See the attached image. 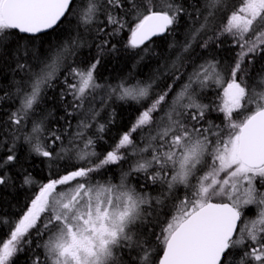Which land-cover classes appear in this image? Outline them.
<instances>
[{
	"label": "snow or ice",
	"instance_id": "6c2138e0",
	"mask_svg": "<svg viewBox=\"0 0 264 264\" xmlns=\"http://www.w3.org/2000/svg\"><path fill=\"white\" fill-rule=\"evenodd\" d=\"M182 17L183 42L173 38L146 79L98 82L108 57H159L153 38L174 37ZM221 44L238 49L230 62L213 52ZM85 46L95 50L86 65ZM9 74L15 91L0 88V264L20 255L25 264H264V0H87L83 9L78 0H0V78ZM98 89L102 100L141 105L103 154ZM13 98L19 107L5 111ZM46 99L52 107H41ZM49 117L65 127L46 131ZM33 155L50 175L17 218L2 210L3 193L37 183ZM109 166L121 169L118 183L94 177ZM249 205L255 218L244 216Z\"/></svg>",
	"mask_w": 264,
	"mask_h": 264
},
{
	"label": "trees",
	"instance_id": "16d2710c",
	"mask_svg": "<svg viewBox=\"0 0 264 264\" xmlns=\"http://www.w3.org/2000/svg\"><path fill=\"white\" fill-rule=\"evenodd\" d=\"M85 0H78V7H85L86 6ZM80 7V8H81ZM83 9V8H82ZM100 21H104L103 14L99 17ZM221 21L218 20L216 22V26H220ZM198 26V25H197ZM187 27V21L184 17L181 18V27L179 29V32L174 34L173 36H166V37H158L153 40L152 48L155 49L156 53L159 54V57L154 56L151 58H146L144 61H138L137 58H135L134 52H129L125 55H121L117 58H111L108 57L105 59L101 66L98 67L96 71V78L100 84L105 83H111L116 84L120 78L127 77V76H133V77H139L141 80L146 79L150 72L159 66L158 61L160 57H165L169 55V52L167 51V45L172 42L173 38L177 42L182 43L186 32L185 29ZM63 34V33H61ZM95 35L94 32L89 33L87 35V41L88 43H92V38ZM127 32L121 33V35L117 38V40L123 42L127 38ZM117 41L114 40L113 43H116ZM46 47V45H45ZM213 52L217 55L218 59H221L223 61L230 62L233 58V55L236 51V48H233L230 44H221L220 48H216L214 45L211 46ZM36 48H40L39 41L37 42ZM94 48H88L87 46L80 49L79 57L84 61V64L86 65L87 61L91 59L90 53H94ZM206 54V52L204 53ZM201 54V55H204ZM79 63V60L77 61ZM84 66V65H81ZM63 70L60 72V76H63ZM16 79H20V74L16 75ZM129 83H133V81H129ZM58 87H62V85H58ZM0 88L8 89L12 92L15 91V87L13 85L12 76L9 74L3 78H0ZM55 90H53L54 92ZM98 91V90H97ZM53 92L49 93V97L53 95ZM2 94V93H0ZM104 100H100L99 102H94V107L96 110L100 111L103 108ZM20 100L19 98H13L12 100L5 101L3 104V108L5 111H15L17 107H19ZM43 108H50L52 107V104L49 102L48 99L44 101V104L41 105ZM140 104H137L132 101H122L121 106L114 104L113 107H108L106 109V115L98 117L96 120H99V123H103L106 125L105 132L101 133L100 135L103 136V140H99L97 142V152L103 154L104 152L110 150V146L115 144L116 141L119 139L121 133L127 132L129 128L132 126V124L135 122L137 116L140 114ZM115 110V119L113 122L109 123V117L112 113V110ZM37 111L39 112L40 109L38 108ZM56 115L61 116L63 115L62 109L59 107L56 108ZM31 119L29 124L23 128V132H29L31 129ZM83 118L82 114L80 116H76L72 118V127L68 129V133L63 137L65 144L67 145V139L69 136H71L76 130H77V124L78 121ZM218 120V119H217ZM218 122H220L218 120ZM95 125V124H94ZM65 127V123L63 120L53 119L52 117H49L47 121H45V128L46 131L48 129H63ZM94 133L96 131V128L93 129ZM90 132V131H87ZM136 140L137 134H132ZM93 138L95 139V135H93ZM45 143H47V140H44ZM59 146V142H57V147ZM19 148V154L21 157H24L27 154L28 145L24 144L23 140L18 143ZM2 154V153H0ZM131 158V157H130ZM129 158V159H130ZM128 164L124 163V171H127ZM32 173V176L34 180L37 183L32 184L31 186H26L24 188L16 187V188H10L7 189L3 193V211L5 213H9L14 217L19 216L21 213L24 204L29 200V198L36 192V190L39 187V184H42L46 182V178L50 175V169L46 165V163L43 162V158L40 157H33L31 158V167L29 169ZM121 172V169L116 166H109L107 169L102 170L100 174H94V177L96 179H111L113 183H118L119 176ZM132 183H136V179L133 177H129ZM18 183V182H17ZM148 191L153 192L152 187L148 188ZM154 195H157V191L153 192ZM10 205V206H9ZM6 238L4 235V232L0 230V239ZM156 248V255L161 254V249L159 246L154 245ZM238 254V253H237ZM15 259V264H25L24 256L20 255Z\"/></svg>",
	"mask_w": 264,
	"mask_h": 264
},
{
	"label": "rangeland",
	"instance_id": "374dc122",
	"mask_svg": "<svg viewBox=\"0 0 264 264\" xmlns=\"http://www.w3.org/2000/svg\"><path fill=\"white\" fill-rule=\"evenodd\" d=\"M82 1H84V0H82ZM85 2L87 3V0H85ZM230 2L231 3H233V1L232 0H230ZM79 7H81V6H79ZM82 8H84V7H81V9ZM199 52H200V54H204L205 52H206V50H203V49H197ZM238 49H236V51H237ZM190 70V69H189ZM179 85H177V87H178ZM95 95H96V100H95V102L96 101H100V100H102L101 98L102 97H105V92H104V90L103 89H98V91H96V93H95ZM210 95H213V98H214V93H210ZM105 102H104V104H103V108L99 111V116H97L96 117V119L98 118V117H101V116H104V115H106V109L108 108V107H113L114 106V104H116V105H119V106H121V104H122V101L121 100H117L115 97H113L112 99H105L104 100ZM204 102H207L206 100L204 101ZM88 107V105L86 104L85 105V108H87ZM222 115V114H221ZM82 116H83V118H85V115L84 114H82ZM213 119H216V122L217 123H219L218 122V120H217V118H216V116L214 115L213 116ZM100 120V119H99ZM99 120H97L98 122H99ZM96 128V125H94L93 124V126H92V128H90L88 131H90V132H87V135H89V136H93L94 135V131H93V129H95ZM136 134H137V142H139V130H137V132H136ZM134 137V136H133ZM134 140H136L135 138H134ZM131 159L132 158H130L129 159V162H131ZM119 176V178L118 179H120V175H118ZM119 182V181H118ZM259 187V186H258ZM152 189H153V192L154 191H157V188L156 187H152ZM152 192V195H154V193ZM151 193V192H150ZM257 211H258V209H257V207L255 206V205H249V206H246V208L244 209V216L245 217H247V218H255V216H256V214H257Z\"/></svg>",
	"mask_w": 264,
	"mask_h": 264
},
{
	"label": "flooded vegetation",
	"instance_id": "af4514ba",
	"mask_svg": "<svg viewBox=\"0 0 264 264\" xmlns=\"http://www.w3.org/2000/svg\"><path fill=\"white\" fill-rule=\"evenodd\" d=\"M233 1V4H236L239 2V0H232Z\"/></svg>",
	"mask_w": 264,
	"mask_h": 264
},
{
	"label": "water",
	"instance_id": "95a60500",
	"mask_svg": "<svg viewBox=\"0 0 264 264\" xmlns=\"http://www.w3.org/2000/svg\"><path fill=\"white\" fill-rule=\"evenodd\" d=\"M155 38H158V37H155ZM155 38H153V40H154Z\"/></svg>",
	"mask_w": 264,
	"mask_h": 264
}]
</instances>
